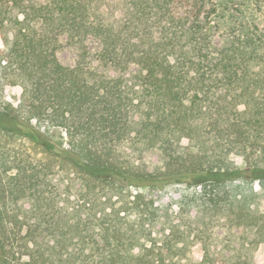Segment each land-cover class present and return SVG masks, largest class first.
I'll return each instance as SVG.
<instances>
[{
  "label": "trees",
  "instance_id": "trees-1",
  "mask_svg": "<svg viewBox=\"0 0 264 264\" xmlns=\"http://www.w3.org/2000/svg\"><path fill=\"white\" fill-rule=\"evenodd\" d=\"M0 2L15 30L0 49V264H166L145 254L152 194L185 185L205 215L245 206L230 183L264 178L240 158L264 148V28L221 44L213 0ZM59 171L80 182L74 206L49 185Z\"/></svg>",
  "mask_w": 264,
  "mask_h": 264
},
{
  "label": "rangeland",
  "instance_id": "rangeland-1",
  "mask_svg": "<svg viewBox=\"0 0 264 264\" xmlns=\"http://www.w3.org/2000/svg\"><path fill=\"white\" fill-rule=\"evenodd\" d=\"M45 1L27 0L36 5ZM213 1L217 12L212 15L207 27L211 36L221 44L231 39L237 32L235 30L239 29V23L264 28V0ZM2 9L3 4L0 2V10ZM8 16L18 17V11L12 9ZM14 33V29L3 28L0 22L1 50L5 48L3 38H9ZM60 57L65 60L67 55L64 53ZM99 69L107 77L118 76V71L112 67ZM21 99L20 86L4 88V100L8 104L18 107ZM5 123L6 119L0 109V124ZM51 133L55 138H61L60 130L54 129ZM17 144L21 149L30 150V144L26 141H18ZM183 144H187V140H184ZM128 149V145L124 146L123 152L132 158ZM262 149L264 148L253 147L247 143L240 155L241 160L245 162L243 167L255 164L258 159L262 160L259 162L261 167H264ZM148 160L157 163L160 155L155 153ZM255 176L256 174L251 173L245 180L230 183L231 189L245 202V206H222V211L212 210L206 215L201 206L192 200L193 192L185 185L172 184L152 194L153 201L148 202L153 218L150 228L152 237L146 243L147 249L150 248L151 251L147 250L145 254L160 256L165 259L166 264H264V178ZM49 181L51 188L56 187L59 192L66 194L67 198L69 194L70 202L73 203L70 206L75 205L80 182L72 174L59 171L51 176ZM30 207V199H25L19 204L22 213L28 212ZM49 241L52 244L54 239L50 237ZM54 258L61 259L60 256ZM82 263L84 264V261ZM59 264L67 262L60 260Z\"/></svg>",
  "mask_w": 264,
  "mask_h": 264
}]
</instances>
